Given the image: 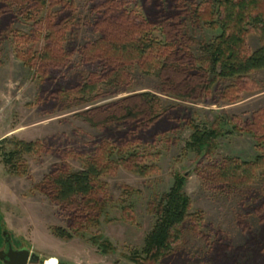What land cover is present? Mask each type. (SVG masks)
Instances as JSON below:
<instances>
[{"label": "rangeland", "instance_id": "rangeland-1", "mask_svg": "<svg viewBox=\"0 0 264 264\" xmlns=\"http://www.w3.org/2000/svg\"><path fill=\"white\" fill-rule=\"evenodd\" d=\"M105 1L112 0H35L21 17L14 12V23L8 25L0 18V141L13 138L35 144L33 153L25 157L29 177L10 175L0 157V250L4 236L14 248L29 250L45 262L55 258L58 264H135L132 255H143L160 197L169 192L176 177H185L192 215L180 238L172 242L176 256L158 264H234L233 260L260 264L264 260L246 249L264 233L254 211L255 200L264 204V70L236 81L213 79L209 90L195 99H176L163 92L162 80L154 72L162 52L156 50L144 65L128 68L125 83L92 86L105 80L104 68L85 64L79 51L113 39L110 26L125 19L130 23L119 12L102 13V6L96 4ZM120 1L127 4L133 26H141L139 18H146L141 0ZM211 1H187L196 6L201 23L195 29L190 21L186 24L185 34L194 42L188 51L199 61L196 68L204 72L208 66L200 44L218 33L208 27L213 20ZM62 16L68 23L55 31V20ZM153 37L164 44L160 33ZM53 43H59L69 57L60 73L53 70L44 76L47 72L39 58ZM261 45L251 32L248 53ZM50 74L57 82L63 80V87L80 84L93 89L65 97L57 108L47 107L51 102L42 83ZM135 95L156 98L155 114L172 112L168 116L175 120L179 113L178 127L154 139V133L135 137L123 148L124 126H93L84 119L94 110ZM63 103L66 109H61ZM195 128L213 129L221 136L209 151L198 153L187 148ZM112 152L115 155L108 157ZM90 164L103 172L96 182L101 204L76 220L53 201L47 183L59 173L81 172ZM233 166L243 186L232 190L222 185V172ZM57 229L72 238L57 237Z\"/></svg>", "mask_w": 264, "mask_h": 264}, {"label": "trees", "instance_id": "trees-1", "mask_svg": "<svg viewBox=\"0 0 264 264\" xmlns=\"http://www.w3.org/2000/svg\"><path fill=\"white\" fill-rule=\"evenodd\" d=\"M32 1L35 0H0V18L2 21L6 20L4 22L8 20V25L14 23L13 21L17 18L14 12L21 17L24 11L30 8ZM187 1L141 0V8L146 12V18L138 20L141 26H133L132 15L127 11V4L124 2L112 0L96 4V6H102V13L112 15L119 12V16L129 17L130 23L125 19L123 22L110 26L109 30L113 39L85 46L79 51L85 64H101L106 74L104 81L90 83V85L107 84L114 87L125 83L126 80L123 77L124 75L127 77L128 68L136 64L144 65L156 50H162V52L158 54L159 60H155L157 70L154 72L162 80L163 92L176 99H195L206 90L208 91L215 79L236 81L264 70V13L262 12L264 0L211 1L213 20L208 27L211 31L218 33L211 41H203L200 44L202 59L208 66L206 72L201 68H196L199 61L195 60L188 51L194 42L185 34L186 24L190 21L192 28L195 29L201 28V23L196 6H190ZM66 19L64 16L56 19L54 30L59 31L65 28L69 20ZM155 32L164 37V44L153 37ZM251 32L258 35L262 45L257 51L249 54L247 37ZM47 48L49 50L46 49L43 52L42 59L39 58L43 62L42 68L47 72L43 75L46 76L49 71L53 70L60 73V68L68 59L69 52H64L59 43L50 44ZM172 48L175 49L173 52L170 50L165 53V50ZM71 52L73 53L71 55L76 53ZM51 74L42 83L47 99L51 102V105L47 107L57 108L65 97L68 98L80 92L87 93V89L92 88L89 85L84 87L80 84L63 87V80L57 82L55 75ZM207 80H209L208 85ZM60 107L66 109L67 106L63 103ZM157 107L156 98L148 95H135L114 105L94 110L89 113L90 118L88 116L84 119L93 126L110 124L124 126L126 133L121 135L124 148L135 137L154 133V139L170 134L178 127L179 113L175 114V120H173L172 114L168 116L172 112L162 115L155 114ZM254 132V130L247 131V133ZM220 136L221 134L213 129L201 131L195 128L187 148L198 153L209 151L214 141ZM34 148L33 143H25L13 138H4L0 141V157L10 175L29 177L25 157L31 155ZM116 149L122 148L117 147ZM111 154L114 156L115 152L108 154V157ZM121 154L120 152L119 155ZM241 165L248 166L246 163ZM235 171H238V168L233 166L232 170L222 172L224 180L221 184L224 187L233 190L234 187L243 186L242 183L240 184L243 178L235 176L236 173H233ZM139 173L143 175V172ZM102 174L101 169L94 164L88 165L81 172L59 173L48 181V192L54 195L55 203L71 212L74 219L82 220L85 217L84 212L92 213L101 204L100 197L96 196L98 188L96 182ZM234 179H237L235 181L239 184L234 183ZM184 185L185 177H176L169 192L160 197L156 222L153 230L145 239L143 255L134 253L131 258L133 263L158 264L161 260L176 256V253L171 251L172 242L180 238L181 228L192 215L190 214L191 200L184 191ZM261 201L255 200L254 211L261 219L264 230V204ZM54 234L63 240L72 238L71 234L60 229L55 230ZM247 249L246 253L255 254V257L264 260V233L256 239L253 238ZM238 254L239 252L237 256ZM219 258H221L220 255ZM233 263L235 264L234 260ZM260 264H264V261Z\"/></svg>", "mask_w": 264, "mask_h": 264}, {"label": "water", "instance_id": "water-1", "mask_svg": "<svg viewBox=\"0 0 264 264\" xmlns=\"http://www.w3.org/2000/svg\"><path fill=\"white\" fill-rule=\"evenodd\" d=\"M6 257L9 260L7 264H36L40 261V258L35 254L31 255L29 250L13 251L11 246ZM40 263L45 264V261H41Z\"/></svg>", "mask_w": 264, "mask_h": 264}, {"label": "flooded vegetation", "instance_id": "flooded-vegetation-1", "mask_svg": "<svg viewBox=\"0 0 264 264\" xmlns=\"http://www.w3.org/2000/svg\"><path fill=\"white\" fill-rule=\"evenodd\" d=\"M3 238H4L3 239L4 240V244H3V248L0 250V254H1L0 262H1V264H7V262L9 260L6 257V255H7L8 251H9L10 246L12 247L13 251H23L24 249H16V248H14L13 244L11 243V241L6 239L4 236H3ZM32 254L33 253L31 252V255ZM40 262H41V260L38 263H36V264H41Z\"/></svg>", "mask_w": 264, "mask_h": 264}, {"label": "bare ground", "instance_id": "bare-ground-1", "mask_svg": "<svg viewBox=\"0 0 264 264\" xmlns=\"http://www.w3.org/2000/svg\"><path fill=\"white\" fill-rule=\"evenodd\" d=\"M45 264H58V261L55 258L47 259Z\"/></svg>", "mask_w": 264, "mask_h": 264}]
</instances>
